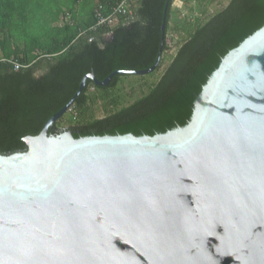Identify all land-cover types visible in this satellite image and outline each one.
<instances>
[{
  "label": "water",
  "instance_id": "1",
  "mask_svg": "<svg viewBox=\"0 0 264 264\" xmlns=\"http://www.w3.org/2000/svg\"><path fill=\"white\" fill-rule=\"evenodd\" d=\"M0 154V264H264V26L229 51L191 119L154 136L48 129Z\"/></svg>",
  "mask_w": 264,
  "mask_h": 264
},
{
  "label": "trees",
  "instance_id": "2",
  "mask_svg": "<svg viewBox=\"0 0 264 264\" xmlns=\"http://www.w3.org/2000/svg\"><path fill=\"white\" fill-rule=\"evenodd\" d=\"M116 1L0 0V154L26 151L23 138L40 133L44 123L75 95L85 75L92 73L103 81L114 71L146 70L155 63L165 0H135L133 21L119 19L112 27H97L96 13ZM175 1L206 7L215 0H170L161 61L155 71L165 54L173 47L176 51L157 82L127 106L90 118L89 89L94 88L101 100L110 99L121 78L129 75L114 76L101 87L87 79L70 108L78 115L75 125L67 128L74 138L154 136L184 127L196 97L222 59L264 26V0H228L196 26L185 18L171 26ZM61 5L67 10L63 14ZM20 33L30 49L15 44ZM11 61L23 68L14 71ZM37 71L43 72L36 76ZM59 120L49 127V135L66 131L57 126Z\"/></svg>",
  "mask_w": 264,
  "mask_h": 264
},
{
  "label": "rangeland",
  "instance_id": "3",
  "mask_svg": "<svg viewBox=\"0 0 264 264\" xmlns=\"http://www.w3.org/2000/svg\"><path fill=\"white\" fill-rule=\"evenodd\" d=\"M228 0H215L204 7L199 3V6H195L188 2L184 1H175L172 4V15L173 19L170 23L171 26L175 25L177 21L182 18H185L191 26H196L198 23L204 22L211 15L222 9ZM62 14L67 10L64 9L61 5ZM97 7L95 8V13L97 12ZM75 11V10H74ZM60 15V19L57 24H61V19L63 15ZM62 17V18H61ZM65 21V18L64 20ZM44 40V38H43ZM17 47L21 50H28L31 47V44L24 38L23 34L20 33V38L15 41ZM176 48L173 47L168 54H165L163 61L160 64V68L153 72L152 75L138 76V75H129L122 77L120 83L117 86L113 96L110 99L101 100L98 98V93L94 88L89 89V95L92 97L93 102L91 105L90 118H101L107 113H110L114 110H117L121 107L127 106L133 100L146 94L148 89L153 86L157 80L162 75L163 71L169 65V62L174 55ZM36 52V51H34ZM43 71H37L36 76L40 75ZM78 120V115L73 109H69L59 120L57 126L60 129L66 131L67 128L76 123Z\"/></svg>",
  "mask_w": 264,
  "mask_h": 264
},
{
  "label": "built area",
  "instance_id": "4",
  "mask_svg": "<svg viewBox=\"0 0 264 264\" xmlns=\"http://www.w3.org/2000/svg\"><path fill=\"white\" fill-rule=\"evenodd\" d=\"M135 0H117L111 7L106 10H99L96 17L97 27H112L119 19L125 22L133 21L135 15L132 10V5ZM14 71H19L23 66L17 61H11Z\"/></svg>",
  "mask_w": 264,
  "mask_h": 264
}]
</instances>
